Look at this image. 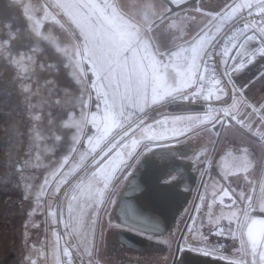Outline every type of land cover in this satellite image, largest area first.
Returning <instances> with one entry per match:
<instances>
[{
    "label": "rangeland",
    "instance_id": "374dc122",
    "mask_svg": "<svg viewBox=\"0 0 264 264\" xmlns=\"http://www.w3.org/2000/svg\"><path fill=\"white\" fill-rule=\"evenodd\" d=\"M104 2L115 3L118 6L119 17L129 23H136L137 27L140 26V22L149 19L150 12L167 10L166 5L160 0H0V22L12 19L18 27L17 30L22 32L21 38L16 42L20 55L14 56V60L19 61L18 63H12L10 66L7 59L9 53L0 48V78H11V83L7 86L13 87L14 94L10 99L15 101L16 106L23 107L20 120L29 124L28 138L37 140L40 150L42 144L46 142L55 143L56 135L61 137L57 141L59 144L63 143V139L68 142L70 165L66 173H79L74 179L75 182H71L70 196L77 183L95 171L92 158L101 159L113 145L119 144L123 137V131L120 129V136L113 139L114 133L118 131L114 132L112 128L116 127L119 117L111 109L110 99L109 107L105 106L104 93L108 91L106 85L109 76L113 78L120 76L123 68V79L130 81L139 77L143 82L142 95L137 99L135 107H130L128 110L129 121L137 120L139 123L140 120L144 122L148 119L152 120L164 108L173 110L172 105L175 103L169 97L161 100L159 98L161 93L154 101L152 87L148 88L146 96L143 95V88L148 84V74L142 71L143 64L149 63V56L155 61L153 56H158L160 52L165 53V50L160 49V52H157L156 48L149 46L145 51L143 44H148L147 37L143 38V43L137 44V40L141 37L126 39L115 28L109 31L106 27L102 29L103 35H101V31L97 30L101 26L92 24L95 16L89 19L88 9L75 7L78 4ZM247 3L248 0H197L192 5L173 11L172 16L175 19L170 21L173 25L171 33L178 36L174 44L181 42L196 44L199 39L198 34L203 35L204 31L209 30L215 36L225 22L240 10L229 17L228 13L232 10L228 5L235 7L236 4ZM10 4L22 6L18 11ZM129 13L135 19H130ZM115 23L118 25L120 20H116ZM81 27L84 29L83 33ZM37 32L40 34L38 39L42 41L40 45L34 43L33 37H36ZM113 32L116 34L114 35ZM172 35L162 36L160 42L163 41L165 45V41ZM202 42H198L195 46H199ZM85 49L88 51L86 56L82 57L80 53ZM33 51L40 53L39 56L32 55ZM93 53L95 54L93 60L103 65L100 73H94L92 61L88 59ZM155 62L159 64L160 59ZM105 73L107 75L104 78ZM93 82H96V87H93ZM159 84L160 82L156 84L157 90ZM161 101L165 102L163 106L159 105ZM81 102L83 108L80 106ZM93 116L96 118L95 123L92 122ZM124 127L127 128V123ZM132 128L136 130V124H133ZM130 135L131 132L128 136ZM216 141L217 134L213 148ZM100 143L102 145L98 147ZM42 155L44 153L40 152V159ZM50 170H54V167L52 166ZM261 182L257 185L259 192L264 189ZM115 195L112 194L110 198V207L104 212V218L105 216L109 218ZM46 210L54 213L56 226L59 224L58 219L61 214L62 218L64 214L69 217V206L63 208L61 204L60 207L58 202ZM37 211L41 218L44 213L41 203ZM243 212V217L237 225L232 222L213 228L211 222L208 221L207 223L211 224L205 225V221L204 223L200 221L201 224L194 226L195 230H191V234L198 241L192 242L203 249L217 252L224 258L235 260L238 264H252V245L248 241L247 233L251 227L258 240L264 239V225L259 223L264 220V202L252 203ZM202 215L203 212H200L198 217L202 218ZM253 221L257 223L253 224ZM65 228L69 230V223ZM198 228L199 235L195 236L194 231ZM102 234L103 228L100 227L96 254L88 259L80 256L79 262L100 264L103 250ZM190 239L193 240L191 237ZM57 243L59 244L56 241L55 247ZM60 251L59 248V253L50 257V264L58 262L62 264L63 254ZM256 259L258 261L259 257Z\"/></svg>",
    "mask_w": 264,
    "mask_h": 264
},
{
    "label": "crops",
    "instance_id": "0c3cea01",
    "mask_svg": "<svg viewBox=\"0 0 264 264\" xmlns=\"http://www.w3.org/2000/svg\"><path fill=\"white\" fill-rule=\"evenodd\" d=\"M250 1L253 0H248V2ZM248 35H253V33H248ZM177 38L178 36L173 34L165 41V45L161 41L160 49L165 50V53L170 50L183 56V49L191 48L194 43L174 44ZM206 45V42H202L195 47L202 52ZM259 48V39L253 41L243 39L232 55L233 57L239 56L241 62H244L245 58L251 62L245 63L241 70L231 74V82L243 94L237 96V89H233V100L228 106L229 117L244 116L249 108L248 100L254 103L264 102V55H259L257 51ZM253 52H257L255 57L252 55ZM163 53L160 52L158 56L154 55L153 60L157 61V59L163 58L166 62L167 55L161 57ZM234 62V59H230L229 66ZM193 82L190 80L185 87L178 77L176 88L183 92L188 90ZM169 87H171L170 84L160 82L157 93H161L163 98L177 95V92H172L169 96ZM227 94L228 91L225 89L219 94L218 100H225ZM164 104V101L159 102L161 106ZM172 106L173 110L164 108L154 119L146 120L144 126L136 130L134 136L132 134L128 136L121 147H117L111 152V167L107 170L106 175L98 173L101 183H97L91 173L72 192L68 222L69 246L78 255V258L83 256L88 259L96 254L99 230L103 223L104 212L109 209L110 198L118 185L129 175L139 158L155 147L176 144V136L179 133L184 134L180 137V143L191 142V147L197 150V156L204 157L209 162L208 175L203 187L205 201L201 205L203 207L200 206L198 211V214L203 212V215L202 218L197 215L192 230H195L194 226L201 224L200 221H205L206 223L203 222L205 225L212 223L213 228L232 222L237 225L243 217L245 208H249L255 202H264V189L260 192L257 189V185L261 181L264 186V129H261L260 124L257 123V119L260 118L259 114L257 113L251 120L245 117L244 121H233L235 126L230 129H221L220 132H226L227 139L225 140L222 135L213 148L216 137L213 127H216L217 130L220 129L219 111L187 110L184 104L180 103H174ZM157 121L161 123L157 124ZM251 124H255V127L250 129L252 135H245L246 132H249ZM238 128H243V131H239ZM112 129L114 132L120 130L117 126ZM160 137H163L167 143H157ZM149 138H153V145L150 150H145L142 145L149 143ZM101 145L102 143L98 144V147ZM128 152L136 153L129 159L128 167L121 174L117 170L121 160L127 158ZM104 182H107V188H104ZM233 190L235 194H233ZM224 191H228V196L223 195ZM241 193L248 197H254L255 200L241 199ZM221 198L223 203H221ZM208 221L211 223L208 224ZM194 235H199V228L194 231Z\"/></svg>",
    "mask_w": 264,
    "mask_h": 264
},
{
    "label": "flooded vegetation",
    "instance_id": "af4514ba",
    "mask_svg": "<svg viewBox=\"0 0 264 264\" xmlns=\"http://www.w3.org/2000/svg\"><path fill=\"white\" fill-rule=\"evenodd\" d=\"M160 1L168 10L169 6L163 0ZM10 83L11 78H0V264H50V257L57 255L59 248L62 254L70 249L69 230L65 228L69 217L64 214L62 218L61 214L56 226L54 213L46 209L55 206L57 202L60 207L61 204L63 208L69 206L71 182L79 173H66L70 165V149L65 139L62 144L57 140L55 143L46 142L40 150L38 141L28 138L29 124L20 120L23 107L16 106L15 101L10 99L14 94L13 87L7 86ZM40 152L44 153L41 159ZM52 166L54 170H50ZM61 173L67 176V183H61L64 179ZM202 174H198L190 198L176 215L174 225L159 235L123 225L113 215L117 195L126 177L116 188V198L109 218L105 216L101 225L103 250L100 264H177L186 251L206 255L193 248L180 251L175 249L177 243L183 246L189 240L196 248H201L192 242L196 239L191 230L196 223L199 207L204 204V198L201 197L208 173L197 196ZM172 178L170 176L166 180ZM45 180L49 183L46 184ZM57 183H60L59 192ZM40 203L44 208L41 218L37 211ZM120 230L131 231L157 244L147 249L134 250L122 243H113ZM56 241L59 244L55 247ZM72 252L79 260L77 254ZM209 252L212 253L208 255L210 257L237 263L217 252Z\"/></svg>",
    "mask_w": 264,
    "mask_h": 264
},
{
    "label": "snow or ice",
    "instance_id": "6c2138e0",
    "mask_svg": "<svg viewBox=\"0 0 264 264\" xmlns=\"http://www.w3.org/2000/svg\"><path fill=\"white\" fill-rule=\"evenodd\" d=\"M165 3H168V0H165ZM182 3V0H171V3L169 4V9L166 11H157L155 13H149V19L140 22V26L137 27L136 23H129L126 20H123L121 17H119V14L117 13V5L115 3H109L104 2L102 4H83V5H75V7L78 8H84L89 10L88 18L91 19L92 16H95V19L92 20L93 25H100V29H97L98 31H101V35H103L102 29L108 28L109 31H113V29H117V31L126 39H135L136 37H141L139 40H137V44L143 43V38H148V44H143L144 50L147 51L149 46H152L156 48L157 52H160V39L162 36H170L172 24L170 23L171 20L175 19V17L172 16V12L174 9H172L171 5L175 4L177 7L180 6ZM11 7H15L18 11L21 4H10ZM63 6V5H60ZM247 7L249 10V16L252 15V9L256 8L259 9V17L262 21H264V0H260V3H248V4H236L235 7L232 5H228V8H231V12L228 13V16L230 17L232 14H234L238 9H242ZM110 10V11H109ZM130 19H135L131 16L129 13ZM227 18V17H226ZM120 20V23L117 25L115 23L116 20ZM78 26H80L78 24ZM111 26V27H108ZM18 27L15 26L12 19H9L7 21L0 22V48H2L4 51H7L9 53V56L7 57L9 64L11 66L12 63H18L19 61L14 60V56H19L20 51L16 48V42L21 38L22 32L21 30H17ZM166 29H167V35H166ZM82 33L84 32L83 27H81ZM249 32H252L253 35H248ZM30 33V32H29ZM32 35V33H30ZM115 35L116 33L113 32ZM142 34V35H141ZM39 33H36V37L34 38V43L36 45L41 44V40L38 39ZM239 35L243 39H247L249 41H253L256 39H259L260 48L257 50L259 55H264V28L260 27L259 24H256L253 26L250 23H245L242 29H239ZM33 36V35H32ZM199 39L198 42H206L207 47L201 52L198 51L195 47L196 44H193L191 48H184L183 49V56L180 55V53H174L170 50L167 53H163V56L167 55V61L162 58L157 64L155 61H152L149 57V63L143 64V61L141 63L143 64V69L145 73L148 74V84L146 87L143 88V95H147V91L149 87H152L153 91V100L155 101L158 93L156 84L157 82H165L166 84H170L171 87L168 95L171 96L172 92H177V96H171L173 99H184L189 100L191 99L190 95L186 92L179 91L176 88L177 85V78L179 77L180 81L183 82L184 86L187 87L188 82L190 80L199 82L201 80L205 79L206 73H216L217 68L214 67L215 65V57L217 55L225 57V59L222 61L224 64L223 73L227 76V79L229 82H231V74L233 72L241 70L245 63L251 62L245 58L244 62H241L239 56L233 57L229 55L230 52H234L235 48L228 49L225 48L223 52L217 53L214 49L217 47V45L214 43L215 36L211 33V31H204L203 35L198 34ZM88 38L87 36L85 37ZM196 38H194L195 40ZM31 50V49H29ZM87 49L85 51H82L80 55L86 56ZM40 53H37L35 51L32 52V55L39 56ZM95 54L88 56V59L92 61V67L94 73H100L103 69V65L98 64L96 60H93V56ZM253 57L257 55V52L252 53ZM179 58V59H174ZM230 59H234L235 62L229 66L227 61ZM203 65L204 72L202 73L200 71V66ZM134 70H136L134 68ZM111 71V69H109ZM123 68H121V75L117 76L115 78L109 76L107 79V85L106 88L108 91L104 93V100H105V106L109 107L108 100H111V109L117 113V116L119 119L116 122V126L119 127L123 131V137L119 144L113 145L112 149L105 153L101 159L97 160L96 157H93L92 160L94 162L95 171L92 172V178L97 181V183H101V180L98 178V173H104L106 175L107 170L111 167L112 160H111V151H114L115 148L121 147L124 143V139L127 138L129 135V132L134 136L136 134V130H139L144 126V121L140 120L139 123H137V120H130L128 110L130 107H135L137 99L142 95V81L139 80V77L135 80H125L122 76ZM107 73H105V76ZM219 83V81H218ZM93 87H96V82H93ZM227 87V85H225ZM232 89H237L236 95L239 96L243 94L240 89H238L235 84L231 83ZM221 91H224V89H221ZM193 95H195L193 93ZM244 96V95H243ZM245 97V96H244ZM161 100L163 99V96L159 97ZM246 98V97H245ZM249 108L245 112L244 116L241 117H229L228 113H225V120L219 121V128L220 129H230L231 127L235 126L233 124V121H244L245 117L247 119L251 120L253 116H256L257 113L259 114V119H257V123L260 124L261 129H264V102L260 103H254L248 100ZM81 108H83V102H81ZM74 110V108H73ZM250 113V114H249ZM95 116H93V123H95ZM227 121V124H226ZM127 123V128L124 127V124ZM157 124H160V121L156 122ZM136 124V130H133L132 125ZM255 127V124L249 125V132H246L245 135H252L250 129ZM239 131H243V128H238ZM213 131L217 134V142H219L221 136L223 135L224 139H227V134L222 133L217 130L216 127H213ZM183 133H179L176 136V142L180 143V137L183 136ZM116 136H120V132H116L113 135V139L116 138ZM61 139L60 135H56L55 140L59 141ZM165 142V139L163 137L158 138V142ZM153 145V138H149V143L143 144L145 150H150L151 146ZM103 152V150H102ZM136 153V152H135ZM135 153L128 152L127 158L122 159L118 171L123 174L124 169L128 167V161L130 158L134 156ZM61 167H64L62 165ZM115 171V170H114ZM61 175L64 176V179L61 181V183H67V176L61 173ZM45 183H49L48 180H45ZM108 184L107 182H104V188H107ZM57 191H60V183L56 184ZM228 191H224L223 195L228 196ZM233 194L234 190H233ZM241 199H253L254 197H248L244 193L240 194ZM203 199V197H201ZM221 203H223V199L221 198ZM257 223L256 221H253V224ZM260 224L264 225V220L259 221ZM194 230V229H193ZM248 241L252 245V257L253 261L252 264H264V239H257V237L254 235L253 230L251 227L248 229ZM241 243H244L243 240V234L241 235ZM193 248L194 250L206 254L211 255L212 253L209 252L206 248H196L194 245L191 244V241H186L184 245L182 246L180 243H177L176 250L180 251L183 249H190ZM64 255L67 257H71L70 250L66 249L64 252ZM257 257H259V260L257 261ZM69 264H72L71 259L69 260Z\"/></svg>",
    "mask_w": 264,
    "mask_h": 264
},
{
    "label": "water",
    "instance_id": "95a60500",
    "mask_svg": "<svg viewBox=\"0 0 264 264\" xmlns=\"http://www.w3.org/2000/svg\"><path fill=\"white\" fill-rule=\"evenodd\" d=\"M196 1L184 0L179 7L175 4L171 7L175 11ZM170 3L171 0H168L166 4L169 6ZM184 107L187 110L205 109L201 103H186ZM207 163V159L197 156V150L191 147V142L162 145L147 151L139 158L120 188L113 215L119 223L133 229L153 235L163 233L174 225L176 215L190 198L198 174L203 173L198 196L208 170ZM170 176L173 178L166 180ZM113 243H122L134 250L157 244L128 230L118 231ZM177 264L237 263L186 251Z\"/></svg>",
    "mask_w": 264,
    "mask_h": 264
},
{
    "label": "built area",
    "instance_id": "2783aa9c",
    "mask_svg": "<svg viewBox=\"0 0 264 264\" xmlns=\"http://www.w3.org/2000/svg\"><path fill=\"white\" fill-rule=\"evenodd\" d=\"M248 3H260V0H253ZM247 3V4H248ZM252 15L249 16V10L247 7L242 8L239 10L238 13L230 17L220 30V32L215 36L214 43L217 47L214 49L217 53L223 52L225 48L233 49L239 46V44L243 41V38L239 35V29H242L245 23H250L253 26L259 24L260 27L264 28V21L261 20L259 17V9L253 8ZM252 33V32H249ZM207 45L204 47V49ZM203 49V50H204ZM235 52V51H234ZM234 52H230L229 55H233ZM225 57L217 55L215 57V65L214 67L217 68L216 73H206L205 79L199 82H193V85L183 92H186L190 95L191 99L184 100V99H173L181 104L186 103H201L204 105L205 109L208 110H218L220 113L221 120H225V113H228V106L231 104L233 100V89L231 88V83L227 79V76L223 73V60ZM230 60L227 61L229 65ZM200 71L203 73V65L200 66ZM219 81V83H218ZM227 85V87H225ZM221 89H226L228 91L227 97L223 101H219L218 97L219 94L222 92ZM193 93L195 95H193ZM177 96V95H175ZM209 162L207 163L208 166ZM71 257H67L62 255V264H69V260L71 259L72 264H82L79 260L73 255V252L70 249Z\"/></svg>",
    "mask_w": 264,
    "mask_h": 264
},
{
    "label": "trees",
    "instance_id": "16d2710c",
    "mask_svg": "<svg viewBox=\"0 0 264 264\" xmlns=\"http://www.w3.org/2000/svg\"><path fill=\"white\" fill-rule=\"evenodd\" d=\"M173 102H175V103H178V102H176V101H173ZM181 104V103H180ZM135 130V129H134Z\"/></svg>",
    "mask_w": 264,
    "mask_h": 264
}]
</instances>
